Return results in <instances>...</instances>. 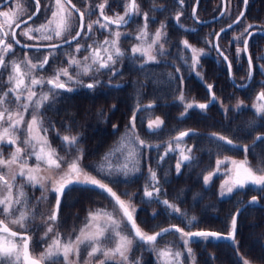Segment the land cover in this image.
Segmentation results:
<instances>
[{
	"label": "flooded vegetation",
	"instance_id": "flooded-vegetation-1",
	"mask_svg": "<svg viewBox=\"0 0 264 264\" xmlns=\"http://www.w3.org/2000/svg\"><path fill=\"white\" fill-rule=\"evenodd\" d=\"M195 2L196 0H183V3L180 0H136L139 11L128 23L119 27L115 24H109L107 29H101L99 24L91 21L96 18L100 23H105L99 8V5L105 4V0H71L70 3L68 0H61L65 11L59 12L57 17L52 16L54 11H58L56 0H39V12H37L36 0H0V13H9L8 17L0 15V39H4L5 43H11L13 46V52L5 56V63L9 67L7 70L0 68V93L7 91L12 86L8 84V76L11 74V65L13 63H19L22 73L30 72V76L37 79L43 78L47 80L53 78L57 70L68 68L69 74L75 79H79L83 85L94 83L96 80L100 82L94 89H89L77 84L75 79L67 81L66 77L61 76L60 79L67 81L68 87L73 88V91L59 90V93L53 96L50 91L51 85H38L33 89L37 93V97H34V100L38 99L41 93L49 95V100L44 102L39 109V115H41L42 119L46 118L50 123L46 125L50 127L46 135L47 140L53 142L50 146L55 149L56 154H58L60 135H77L78 143L76 145L80 147V144H82L84 152L87 151V145L85 144L90 142L91 139L90 126L92 118L98 119L100 123L103 121L102 124H106L107 110L109 108L111 110L119 108L115 103H109L111 100L110 94L117 95L124 92L127 84H134L133 91L135 92H138L141 87L143 92L152 94L156 92L162 94L174 93L175 96L172 98H164L160 101H147L148 103L145 104L154 105L150 108L153 113L150 114L146 126L150 120L160 117L163 120L161 126L169 127L163 141L167 145V149L169 144L172 145L173 139L179 132L194 129L195 131L191 130L194 133L193 135L183 138L181 148H184L185 153L188 155L197 154L193 136L198 132L199 128L197 126L203 123L214 127L220 123L227 124V122L255 126L257 129H255L256 132L252 137L249 136L250 129H248L249 131L244 134L249 135L237 138L241 142L224 136L232 140L233 145H235H228L232 148L229 154L234 156L245 154L249 165L252 166V160L256 163L254 156L256 157V154H264V140H257V136H264V115L257 114L254 107V105L262 103L257 101V95L264 91V70H262L264 69V0H248L247 4L244 3V0H226L224 14L227 10V12L234 15L233 20L245 6L244 15L236 23L238 24L242 21L241 28L230 31L235 34L232 38L240 37L238 39L241 40L239 43L241 45L239 54H237L236 49L238 40L229 38L232 36L230 34L228 37L221 38V34L224 32L221 33L217 40L218 48L215 46V34L221 28L219 20L224 14L220 18L206 21L220 12L222 0H198L193 13ZM129 3L130 0H107L103 14L116 19L118 16L125 14L126 5ZM72 5H75V9L79 11L73 10ZM68 12H71V16L67 15ZM34 13L35 15H33ZM80 13L84 14L82 20ZM145 13L148 16L146 29L148 35L138 39L137 37L140 36L142 29H144ZM30 16L32 19H29ZM61 16L67 20L68 28L63 32L62 36L56 37L53 30L56 28ZM177 17H179L178 20ZM17 24H19V27L16 26ZM81 24H83L84 31L77 40L73 41L71 38L78 31H81ZM90 24L93 27L91 32H88L87 26ZM41 25L48 26V31L44 34L51 35L53 37L52 40L42 39L41 32H28V29L34 30ZM162 25L164 27L161 29ZM248 25L253 26L248 28L252 35L250 37L247 34L242 36L241 34L244 33ZM234 26L231 28H234ZM157 29H161L164 35L158 44L153 46L151 51V55H154L156 59L147 61L146 55L133 54L132 49L134 47L146 48L151 43ZM115 31H119L122 34L117 40V46L124 53L123 56L116 58V63L113 66L115 74L109 69H100L99 72L93 71L87 76L82 73L77 75L79 69L75 65L70 67L68 64L69 59L75 57L83 64V58L90 54V50H87L88 46L91 45L95 49L106 40L112 41L115 39L113 35ZM4 32L9 33V35L5 37L3 35ZM13 32L15 33V39L12 36ZM26 32H28L27 35H25ZM247 36L248 46L245 52L243 51L244 44L242 41ZM65 40L72 42L71 44H66L64 43ZM185 40L192 47L203 50L199 63L194 69L191 66V49L185 48L182 43ZM16 41H19V43H16ZM77 43L82 46L79 52L75 51ZM52 44L61 45L55 50V55H49L51 51L49 46ZM160 45L163 46L162 52ZM104 46L108 47L109 51H112L110 44ZM2 53L3 45H0V54ZM101 55L106 56L103 51H101ZM45 56H48V63L44 68L30 71L28 61H31L32 64H39L44 60ZM224 56L227 57V60H224ZM249 56H251L252 64L251 78H249ZM229 64L231 65L230 69ZM145 75H147L148 80H146ZM173 76L176 78L175 84L177 86H172ZM24 79L25 84L30 83L29 75H25ZM207 85H212V89L209 90ZM212 93L215 94V100H212ZM181 94L184 96L183 101L179 99ZM24 95H27V93L25 92ZM119 96L121 95L116 96L118 102L122 100V97ZM8 99L13 100L14 97L10 95ZM241 102L243 107L237 108V105ZM187 103H204L208 107L205 110L195 107L188 109L187 115L182 116ZM6 107L13 113H23V109L18 108L16 103L7 104ZM138 107L140 106H137L136 109ZM32 111L33 107L30 106L23 113L24 123L21 125L20 131L15 133L19 138L17 145L0 143V152L2 154L7 151H14L17 146L23 149V132L25 135L27 119L32 115ZM44 124L46 123L43 121V126ZM7 126V124L3 125V127ZM182 126L187 127L181 129L180 127ZM177 127L179 129H176ZM0 131H2V128H0ZM215 134L220 135L219 133ZM244 146L248 147L247 152H245ZM188 148H191V153L187 152ZM166 156L171 159L172 165L179 159V154H169L168 152ZM26 158L28 159L30 156L26 155ZM217 160L213 163V170L215 171ZM252 169L256 171L257 167L255 168L254 166ZM1 172L5 173L6 167H1ZM17 182L20 183V187L22 186L23 190V178L19 175L16 176L12 184ZM247 189H250V191L245 202L253 196L258 198V202L255 204L247 203L245 207L252 208L257 206L263 210L260 224L262 227L261 250L263 252L261 264H264V190H262L261 186L250 184L247 185ZM38 201H40L39 210L42 207V200L38 198ZM38 201H36L37 204ZM68 202H70L69 199L61 202V205L62 203L67 205L64 218V211H62L61 205L57 212L55 221L57 222V230L54 231L57 236L59 235V230H67L64 225L69 221V218H72ZM155 202L158 203L157 200ZM2 208L3 206H0V209ZM19 208L23 211V205H20ZM11 216L10 214L5 215L0 211V220H3L12 230L19 232L20 235L28 234V237H31L29 251L30 254L33 253V234L35 235L39 230L43 229L42 216L34 217L29 222V224L31 223L30 227L24 229L21 226H19L20 228L13 226ZM59 221H63L62 223L64 224L61 225V229H58ZM15 239L18 245L22 244L19 236ZM40 244H43V242H40ZM48 247L45 246V252H47ZM246 260L249 264H255L251 256L247 257ZM43 264L49 263L44 262Z\"/></svg>",
	"mask_w": 264,
	"mask_h": 264
},
{
	"label": "snow or ice",
	"instance_id": "snow-or-ice-1",
	"mask_svg": "<svg viewBox=\"0 0 264 264\" xmlns=\"http://www.w3.org/2000/svg\"><path fill=\"white\" fill-rule=\"evenodd\" d=\"M37 2V12H39V0ZM70 3L71 0H68ZM183 3V0H180ZM248 0H244V3L247 4ZM107 0H105V4L99 5L101 9V16L105 23H100L97 21L96 23L99 24L101 29H107L109 24H115L119 27L122 24L128 23V21L139 11V7L136 4V0H130V3L126 5L125 14L123 16H118V18L113 19L108 16H104L103 9ZM56 6L58 11H54L52 13L53 17H57L59 12L65 11L64 6L61 4V0H56ZM19 7V6H18ZM72 9L75 11H79L75 9V5H72ZM0 15L8 17L9 13H0ZM35 15V13L33 14ZM68 16H71V12L67 13ZM83 13H80L81 20L83 18ZM244 15L243 12L240 13L242 17ZM145 18V25L144 29H142L141 34L138 39L146 37L148 35L147 29V20L148 16L147 13L144 14ZM29 19H32L30 16ZM179 17H177V20ZM239 21V17L237 21ZM51 23V22H50ZM19 27V24L16 25ZM88 32H91L92 25H88ZM164 26H161V29ZM231 27V25H229ZM253 27L252 25H248L245 28L244 34H247L249 37L252 35L248 31V28ZM68 28L67 20L61 16L60 21L57 23L56 28L53 30L56 37L62 36L63 32L66 31ZM161 29H157L156 33L154 34V39L147 45V47H134L132 49L133 54L140 53L141 55L147 56V61H154L156 57L151 55V51L154 45H157L158 42L161 40L164 33ZM36 31L42 33V39L52 40L51 35L44 34L48 31L47 25H41L39 28L36 29H28V32ZM84 31L83 24H81V31H78L75 36L72 37V40H77L81 33ZM225 31V29H221V32ZM25 33V35L28 34ZM3 35L7 37L9 33L4 32ZM87 35V33H85ZM115 39L112 41H104L102 45L97 46L95 49L92 48L91 45L88 46L87 50H90L89 56L84 57V63L82 64L80 60L72 57L69 59L68 64L69 66L75 65L79 72L77 75L82 73L83 75L87 76L93 71L99 72L100 69H109L113 71V66L116 63V58H119L124 55L121 52L120 48L117 46V40L122 35L119 31H115L113 33ZM127 35V34H123ZM13 39H15V33H12ZM219 36V34H217ZM234 40L240 39V37H234ZM72 41L65 40L64 43L71 44ZM244 49L243 51H247L248 40L243 39ZM19 43V41H16ZM185 48L191 49V61L193 69L198 65L199 58L203 54V50H198L191 45L188 44V41L182 42ZM111 45L112 51H109L108 47L104 45ZM0 45H3V53L0 54V68L7 70L9 67L8 64L5 63V56L11 52H13V46L11 43H5L4 39H0ZM61 45L52 44L50 45V53L49 55H55V50L60 47ZM218 48V45H215ZM81 45L77 43L76 52L81 50ZM39 50V49H37ZM161 52L163 51V46L160 45ZM101 51H103L106 56L101 55ZM241 49H237V54ZM222 55V54H221ZM224 60H227V57H223ZM90 61V63H89ZM146 61V62H147ZM249 62V78H251V56L248 57ZM48 63V56L44 57V60L39 64H32L31 61H28L29 69L35 70L37 68L43 69L44 66ZM12 71L11 74L8 76V84L12 85L7 89V91H3L0 93V143H6L8 145H17L18 137L15 135L16 132L20 131L21 125L24 123V116L22 112H11L6 105L10 103H16L18 108H22L24 111H27L30 106L33 107V115L29 122H27V139L23 141L26 146L31 147L32 151L27 153V156H35L37 161V165L35 168L28 167L27 158L22 156V152L25 150L21 147H15L13 153H11L10 158L5 160L0 158V165L9 169L10 177L12 181H15L16 176L19 175L22 178H26L27 182L32 184L33 186L40 185L41 188L46 189L45 181L51 183V191L56 193V208L52 211L51 215L47 217V220L51 223H54L57 219V211L60 206L61 198L65 195L67 191H70L74 185H81L85 186L89 189H98L101 192H106L111 197H114L116 203L119 205L120 210L123 213V217L127 219L128 222L131 223V227L134 230V238H129L126 235H122L120 229V222L114 220L110 213H105L103 211H97L95 213H89V218L85 227L80 230V234L76 237L75 241H69L68 243L61 244L59 237L57 236L56 239L52 241V244L49 245L48 250L46 253L42 254L39 259L33 258L29 253V242L31 237L26 235H19L18 232L12 231V229L6 224L3 220H0V264H41V261L45 258L52 259L53 257L59 256L62 253L63 259L65 261H69L70 253L78 252V248L82 244H91V251L89 252V256L95 255L97 252H102L106 260H116L118 258V264H139V261H130L129 260V253L132 249L134 239H138L141 242L149 245L155 246L158 237H163L165 234L175 231L180 234V237L183 241L184 247L189 255L192 254V249L189 247V243L193 238H202L204 240H208L209 238L214 239H230L235 242V235H236V228H237V216L239 215L240 210H237V213L232 216L231 223H230V231L227 233L226 236L222 235L219 232L208 231V230H199L195 232H185L183 228H179L175 225L171 226L170 228L162 229L160 232H156L153 234H148L144 232L135 222L133 218V213L135 212V208L130 204H127L125 201L121 200L119 196L116 195L115 192L112 191L107 184L103 183L101 180L97 179L95 176L89 174L88 172L84 171V169L80 165V160L82 158V150H80L81 155H78L75 159L72 160L71 163L67 164V169L62 170V174L58 177L53 178L52 176H39L36 173L39 172L40 165L44 164L49 169H61V165L63 163H67L63 157H60L56 154L55 149H52L47 140V128L43 127V120L39 117V109L43 106L44 102L49 100V95L47 93H41L38 99L34 100V97H37V93L33 90L38 85H51L50 91L53 93V96L59 93V90H66V91H73L74 89L68 87L67 81H73L75 78L69 74L68 68H63L57 70L53 78H49L47 80L43 78H34L30 76L29 73H22L21 66L19 63H13L11 65ZM231 65L229 64V69ZM264 70V69H262ZM179 71V69H177ZM115 74V73H114ZM29 75L30 83L25 84L24 76ZM61 76L67 78V81H62L60 79ZM77 84H81L84 87L89 89H94L96 85L100 82L96 80L94 83H88L83 85L79 79H75ZM208 89H212V85H207ZM243 87V85H241ZM27 95H24V93ZM13 96V100H9V96ZM181 101L184 100L183 94L179 97ZM215 94L212 93V100H215ZM23 101V102H22ZM257 101H261L262 103H258L254 105L256 113L264 115V91H261L257 95ZM154 105L149 104L145 105L144 108H152ZM199 108L200 110H205L208 105L204 103L194 104V103H187L185 105V112L182 113L183 115H187L188 109L192 108ZM243 107L242 102L237 105V108ZM140 108H137L139 111ZM135 121H136V112L133 113V116L130 120V132L125 140H122L121 144L118 148L114 149L112 152L108 153L104 157V163H102L98 167V172L104 173L106 176H111L113 174V169L117 171H122L125 175L132 171H138L139 169L136 167L129 168L127 163H124L120 166H114L111 163V157L115 156L116 153L122 152L124 149H127V156L126 159L128 160H135V158L139 155L138 149L133 145H139L140 147H149L146 145L144 140H141L139 136L135 135ZM4 124H7V127H3ZM163 124V120L160 117H156L155 120H150L148 122V130L149 131H156L160 128ZM115 127V126H114ZM41 131L44 135H40ZM194 133L189 131H181L179 134L174 138L176 142V148H173L171 144H169L168 149L165 152L167 155L168 152L177 151L179 150V159L175 165L176 173L179 175L181 172L182 165H186L192 160V157L188 154H185V149L180 147V142L183 140L184 137L193 135ZM213 139L222 141L225 145H233V141L228 139L227 137L212 134ZM61 140L64 144L68 146H75L78 143V136H63ZM257 140H264V136H258ZM235 146V145H233ZM245 152H247L248 147L244 146ZM188 153H191V148L187 149ZM2 156V153H0ZM163 156L161 160H163ZM18 161H22L19 164V172L12 171V165L17 164ZM228 161V158L223 160L218 159L216 161L217 169L214 172H210L203 177V182L205 186H207L210 181L212 180L213 176L217 174L221 165L225 164ZM231 164L233 167L226 171L225 175L228 177L224 183L221 185V192L220 195H228L232 194L236 189H243L247 185L251 184L254 186H261L262 190H264V169H257L254 171L251 167L247 166V161H240L237 162L235 160H231ZM259 173V174H258ZM149 177H150V185L153 190L149 191L148 187L145 188V197L147 198H157L160 194V188L158 187L159 181L156 177V173L149 169ZM0 184L4 186L7 191V195L3 198H0V206H3L0 211L3 214L9 215L14 210L16 205H25L27 204L26 194L21 188L16 192L15 196L13 195V184L9 181L6 175L0 174ZM43 198V197H42ZM166 208H170L173 212L179 213L180 209L173 204H170L168 200L159 201ZM258 202V198L256 196L251 197L249 201L250 204H255ZM30 210L20 211L19 217L17 219H13L11 221L12 224L20 225L21 227H25V221L29 218ZM196 218L192 217L188 223L191 224ZM103 220V226H101L100 221ZM51 223L47 229V233L52 232L53 228L51 227ZM111 230V235H107L106 233ZM19 236V239L22 241V244H17L16 237ZM114 239L116 241L115 247L104 250L100 247L101 239ZM158 255L163 259L164 264H181L180 257L183 255L180 251H173L171 247H167L164 249H157ZM69 264L71 262L69 261ZM101 264H104V261H101ZM243 264H249L247 260L243 261Z\"/></svg>",
	"mask_w": 264,
	"mask_h": 264
},
{
	"label": "trees",
	"instance_id": "trees-1",
	"mask_svg": "<svg viewBox=\"0 0 264 264\" xmlns=\"http://www.w3.org/2000/svg\"><path fill=\"white\" fill-rule=\"evenodd\" d=\"M233 17L234 15L226 10L225 14L219 20V26L222 27L229 23L233 20ZM241 25L242 21L236 24L234 28H230L221 34V38L228 36L231 30L241 28ZM146 76L147 75H145V78L148 80ZM175 83L176 78L173 76L172 86H177ZM126 87L124 92L117 94H120L121 96L119 97H122L120 102L116 100V94H110L111 100L109 103H115L119 108L114 110L109 108L107 110L106 124H102L103 121L100 123L98 119L92 118L90 126L91 139L90 142L85 144L87 145V151L84 152L85 155L81 159L82 167L97 175L103 183L107 184L108 187L113 189L121 198L139 200L140 203H143L145 211L141 212L139 210L138 213H136V220L138 224L141 225V228L146 231L163 228L165 225L169 224L168 221H170L176 224L178 223L181 228L189 231L195 229H210L225 232L230 227L232 216L247 199L250 189L246 188L240 191L237 189L238 191H234L229 196L221 198L218 195L217 187H213V185L209 184V186H205L203 177L210 172V168L213 166L214 161L223 155H233L229 154L232 150L230 146L225 145L222 141H215L211 135L219 133L222 136H227L238 141V137L249 135L244 134L246 131H249L248 129H250L249 136L252 137L257 128L255 126L228 122L227 124L220 123L215 127L203 123L197 126L199 128L198 132L193 136L197 154L190 155L192 160L186 165H182L179 175L176 173L171 159L166 155H150L151 158H146V154H140L137 158L138 171L130 172L125 177L113 171V174L109 177L104 173L98 172L97 169L103 162L104 155H106L104 153L109 150L112 145L117 144L123 136H125L124 133L126 131V133L129 134L131 127L130 120L134 112H136L134 133L146 143L161 145V141H164V137L169 130V127L161 126L154 132L149 131L146 123L150 117L147 113L151 111V109H145L144 106L148 103L147 101H160L164 98H172L175 94H162L158 92L152 94L143 92L141 87L138 89V92H135L133 91L134 84L132 83L127 84ZM137 106H140L139 111L136 109ZM185 127L187 126H182L180 128L182 129ZM176 129L179 128L177 127ZM187 130L195 131L194 129ZM162 156L164 157L163 160H161ZM261 160L264 161V154H256V157L254 156V161L257 164L259 162L261 163ZM263 163L264 162H262V164ZM149 169L156 173V177L159 181L158 187L161 191L158 199H150L144 195L146 187H148L149 191L153 190L150 185ZM87 190L91 191V189L85 186L74 185L72 189L67 191L63 196L65 197L64 201L67 199L70 201L68 205L71 208L72 218H69L67 223L72 222L75 225L84 215L83 211L87 207L86 204H88V202L94 203L95 197L85 193ZM95 190L97 191L98 189ZM101 193L110 198V196L104 192ZM85 194L86 199L82 197V195L85 196ZM156 200L158 203L155 202ZM163 200H168L170 204L178 207L180 212L175 213L170 208H166L165 205L159 202ZM66 209L67 205L63 203V218L65 217ZM149 212H151L152 216H150ZM192 217L196 219L189 224L188 221ZM261 217H263V210L261 208L257 206H253L252 208L248 206L244 207L237 217L235 244H233L231 240H216L214 246H212L213 250L211 252L213 254H207L204 258L201 257V255H203L206 250L199 253V244L193 242L197 244L193 247V249L197 251L196 262L201 259L203 264H243L242 259L251 256L255 264H261L263 260V252L261 250ZM174 233L177 232H169L163 237H159L157 240L164 242L167 236L172 237V234L175 235ZM145 256L142 264H157L156 261L152 259L151 254L149 256L150 258L148 254H145ZM188 259V254L186 252L180 257L181 264H188Z\"/></svg>",
	"mask_w": 264,
	"mask_h": 264
},
{
	"label": "rangeland",
	"instance_id": "rangeland-1",
	"mask_svg": "<svg viewBox=\"0 0 264 264\" xmlns=\"http://www.w3.org/2000/svg\"><path fill=\"white\" fill-rule=\"evenodd\" d=\"M91 22L96 23L97 19L93 18V20ZM229 34L232 35L229 38L233 39L232 37L235 36L234 32L232 31ZM225 37H228V36H225ZM240 41L241 40H238L236 42V49H238V48L241 49V45L239 44ZM23 113H24V110H23ZM152 113H153V111H149L147 114L150 115ZM33 114L34 113L32 111V115ZM32 115L27 119L28 122L31 120ZM39 117L42 119L41 115H39ZM42 120L44 121V123H46V124H44L43 127L50 129V127L46 126L47 124L48 125L50 124L49 121L46 118L42 119ZM126 132L124 133L125 136H123V138L117 144L112 145L111 148L109 150H107L104 154H108V153L112 152L114 149L118 148L119 145L121 144L122 140H125V142H126V137L128 136V134ZM40 135H44V133L41 131ZM61 137H63V136L60 135L59 148H58V154L57 155L60 157H63L67 163H63L61 165V169H59V170L58 169H49L46 165L41 164L39 172L36 173L37 175H39V176H52L53 178L58 177L60 174H62V170L67 169L68 163H71L73 159H75L78 155H81L80 150H82V152H84V148H82V144H80V147L78 145L68 146L62 142ZM25 139H27V124H26L25 135L23 132V141ZM48 143H49V145L53 144V142H50L49 140H48ZM182 144H183V142H180V147L182 146ZM146 145H148L149 147H140L139 145H133V146H135L138 149L139 155L140 154H146L145 155L146 158H148V157L151 158L152 155L156 156L157 154L165 155V150L167 149V145L164 142L161 141V145H154L155 147H152L153 144H151V143H146ZM171 146L173 148L176 147V142L174 139L172 141ZM23 149L25 151L23 152L22 156H25V157H26L27 153H30L32 151L31 147L26 146L24 143H23ZM13 152H14L13 150L7 151L4 154H2V156H0V158L8 160L10 158L11 153H13ZM169 154H179V151H177V152L171 151V152H169ZM185 154H187V153H185ZM84 155L85 154H82V157H84ZM126 156H127V149H124L122 152H118V153H116L115 156L111 157V163L114 166H120V165H123L124 163H127L129 168H133V167L138 168L137 167L138 156L135 158V160H128V159H126ZM104 157H105V155H104ZM225 158H228V161L225 164L220 166L219 171L217 172L216 175L213 176L212 180L209 183V185H213V187L218 188L217 189L218 195L221 198H224V197H227L230 195V194H228V195L221 196L220 192H221V185L228 178L225 175L226 171H228L229 169H231L233 167V165L231 164V160H235L237 162L246 160L247 166H249L251 168H253L254 166H255V168L257 167V169H263L264 168V163L262 164V162L261 163L259 162L257 165L256 163L253 162V160H252V163H254L255 165L251 163L252 166H250L248 159H247L245 154H242L241 156L223 155L219 159L223 160ZM104 162L105 161L103 159L102 163H104ZM20 163H22V161H18L17 164L12 165V171L18 173ZM176 163H177V161H175V163L173 164L174 168H175ZM27 164H28V167L35 168L37 165V161L35 159V156H30V158L27 159ZM80 165L82 167L81 160H80ZM1 167H3V166L0 165V168ZM83 169H84V171L88 172L89 174L95 176L97 179L101 180L97 175L91 173L89 170H86L85 168H83ZM113 171L120 173L123 177L126 176L122 171H117L115 169V167H114ZM214 171L215 170H213V166H212L210 168V172H214ZM2 173H3V175H6L8 177V179L11 183L14 182L11 180L8 168H6L5 173L1 172L0 174H2ZM45 184H46V189L41 188L40 185L33 186L32 184L27 182L26 178H23V192L26 194V199H27L26 206L23 205V211L30 210L29 218L25 221V227H23V229L30 227L31 223L29 224V222L34 217L38 218L39 215H41L43 218L42 219L43 229L39 230V232L36 233L35 235L33 234V239H32V241H33V244H32L33 245V251L32 252L33 253H31V254H32V256H34L35 258H38V259L41 257L42 254L46 253L44 250L45 246L51 245L52 241L57 238V234L54 232L57 230V228H56L57 222L51 223L47 220V217L50 216L52 211L56 208V193L50 190L51 189V183L50 182L45 181ZM20 188L21 187H20L19 182H17L16 184H13V190L12 191H13L14 196ZM246 188H247V186L243 189H239V191L244 190ZM234 191H238V190L236 189ZM85 193H87L89 196H94L95 201H94V203L88 202V204H86L87 207L83 211L84 215L81 217V219H79L77 221V223H75V225L72 222L66 223L64 225L61 221H59L60 224H58V229H61V225H64V227L67 228V231H63L62 229L59 230L60 232H59L58 237H59L62 245L65 243H68L69 241H75L76 237L80 234V230L85 227V224L87 223L88 218H89V213L90 212L95 213L97 211H103L105 213H110L114 220H117L120 222V229L119 230L121 231V234L126 235L129 238H134V235L131 232L130 226H129L126 218L123 217V213L120 210L118 204L112 199V197L109 194L104 192L105 194L110 196L111 199L109 197H107L106 195H104L103 193H101V191H99V190L96 191L95 189H93V190L91 189V191L87 190ZM240 193H242V192H240ZM6 195H7L6 189L4 188V186L2 184H0V198H3ZM82 197L84 199H86L85 198L86 194H85V196L82 195ZM38 198L42 200V202H41L42 207H40L39 210H38V207H39L40 201H38ZM120 199L125 201L127 204H130L131 206H133L135 208V212L133 213V217H134L136 224L141 228V225H139L137 220H136L137 219L136 213H138L139 210L141 212L145 211L143 203H140L139 200H131V199L121 198V197H120ZM63 200H65V197L61 198V202ZM36 201H38V204L36 203ZM61 202H60V205H61ZM16 206L14 207V210L10 214V216L12 215L11 221L13 219H17L19 217V214L21 211L19 208L20 205L19 206L16 205ZM61 206L63 208V203ZM152 210H154V209H152ZM149 214H150V216H152L151 212H149ZM168 222H169V224L165 225V227L169 226V225H175V226L181 228L178 223L176 224L174 222H170V221H168ZM44 223H45V226H44ZM50 223H51V227L53 228V231L49 232V233H47V235H45ZM100 224H101V226H103V220L100 221ZM12 225L14 226V224H12ZM15 226L17 228H20L19 227L20 225H18V224H16ZM75 226H76V229H75ZM141 229L148 234H153V233L157 232L158 230H160L161 228L158 230H152V231H146L143 228H141ZM196 230H210V229H195L191 232H194ZM184 231L189 232V230H187V229H184ZM229 231H230V227L224 233H228ZM219 232H223V231H219ZM174 234L175 235L172 234V237L167 236L164 239V242L157 240L155 246L145 244L138 239H134L132 249L129 253V260L130 261L138 260L139 264H142L143 259H145V257H146L145 254H148V257L151 254L152 259L154 261H156L157 264H164L163 259L158 255L157 249H164L167 247H171L173 249V251H180L183 254L186 253L187 251L184 247V244H183V241L180 237V234L179 233H174ZM107 235H111V230H109V232L106 233V236ZM40 242H43V244H40ZM193 242H197L199 244L198 245L200 248L199 253L206 250V252L203 253V255H201V257L204 258L207 254H210V255L213 254L211 252L213 250L212 246H214V243L216 242V240H214L213 238H209L208 240H204L202 238H193L190 241L188 246L191 247L192 254L189 255L187 253L188 258H189L188 264H203L201 259L198 262H196L197 251H195L193 249V247H195V245H197V244H195ZM115 243H116V241L114 239L109 240V239H103L102 238L101 242H100V247L103 248L104 250H108V249L114 248ZM232 243L235 244V242H232ZM91 247H92L91 244H88V243L82 244L79 246L78 252L70 253L69 261L71 262V264H101V261H104V264H118V258L116 260H106L102 252H97L95 255L89 256V252L91 251ZM242 260L244 261V260H246V258H243ZM69 261H65L63 259V255L61 253L57 257H53L52 259L45 258L41 262H43V263L46 262L49 264H69Z\"/></svg>",
	"mask_w": 264,
	"mask_h": 264
},
{
	"label": "water",
	"instance_id": "water-1",
	"mask_svg": "<svg viewBox=\"0 0 264 264\" xmlns=\"http://www.w3.org/2000/svg\"><path fill=\"white\" fill-rule=\"evenodd\" d=\"M197 3H198V0H196V2H195V5H194V8H193V13H194V11H195V7H196V5H197ZM244 7L245 6H243V8H242V10L240 11V13L241 12H243L244 13ZM225 8H226V0H222V5H221V10H220V12L216 15V16H214V17H212V18H210L209 20H206V21H210V20H212V19H217V18H220L223 14H224V11H225ZM240 13L236 16V18L232 21V22H230L229 24H227V25H225V26H223V27H221L217 32H216V34H215V45H218V42H217V40H218V37L219 36H217V34H221V33H223V32H225L226 30H228V29H230L231 27H233L237 22V18L239 17V20H240V18H241V16H240ZM205 21V22H206ZM229 25H231V27H229ZM221 29H225V31H223V32H221ZM72 39V38H71ZM245 39H248V36L245 38ZM249 80V79H248ZM245 85V84H244ZM187 131H189V130H187ZM258 137V136H257ZM113 191V190H112ZM114 192V191H113ZM117 195V194H116ZM112 199L116 202V200H115V198L114 197H112ZM251 199H249L248 201H246L242 206H240L239 207V210L241 211L244 207H245V205L247 204V203H249V201H250ZM119 206V205H118ZM237 213V211L235 212V214ZM238 217V216H237ZM134 218V217H133ZM127 220V219H126ZM128 222V221H127ZM128 224H129V226H130V229H131V232H132V234L134 235V230L132 229V227H131V223L130 222H128ZM171 226H173V225H169V226H166V227H163V228H161L160 230H158L157 232H160L162 229H165V228H170ZM12 231H14V230H12ZM196 231H199V230H196ZM208 231H214V232H219V231H216V230H208ZM17 232V231H16ZM195 232V231H194ZM19 233V232H18ZM156 233V232H155ZM219 233H221L222 235H224V236H226L227 235V233H224V232H219ZM19 235H20V233H19ZM23 235H26V236H28V234H23ZM214 239V238H213ZM214 240H226V241H229L230 239H214ZM29 253H30V251H29ZM31 255V254H30ZM32 256V255H31ZM33 257V256H32ZM33 258H35V257H33ZM41 264H43L42 262H41Z\"/></svg>",
	"mask_w": 264,
	"mask_h": 264
}]
</instances>
